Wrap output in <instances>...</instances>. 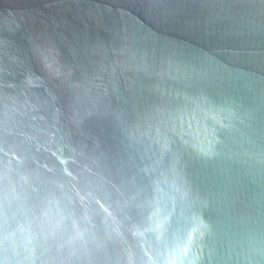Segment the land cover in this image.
Instances as JSON below:
<instances>
[{
    "label": "water",
    "instance_id": "obj_1",
    "mask_svg": "<svg viewBox=\"0 0 264 264\" xmlns=\"http://www.w3.org/2000/svg\"><path fill=\"white\" fill-rule=\"evenodd\" d=\"M0 264H264V0H0Z\"/></svg>",
    "mask_w": 264,
    "mask_h": 264
}]
</instances>
